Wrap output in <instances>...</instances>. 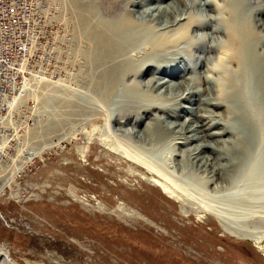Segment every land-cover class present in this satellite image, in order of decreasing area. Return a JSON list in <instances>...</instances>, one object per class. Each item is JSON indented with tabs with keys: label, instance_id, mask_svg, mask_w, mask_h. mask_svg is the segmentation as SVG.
<instances>
[{
	"label": "rangeland",
	"instance_id": "374dc122",
	"mask_svg": "<svg viewBox=\"0 0 264 264\" xmlns=\"http://www.w3.org/2000/svg\"><path fill=\"white\" fill-rule=\"evenodd\" d=\"M113 1L52 0L54 13L37 20L39 36L24 84L7 97V112L0 123V246L4 248L0 264H264V254L239 234L249 232V221L230 227L229 219L240 216L223 207V202L243 197V188L237 185H241L238 179L244 156H233L234 166L223 168L227 161L211 164L188 152L202 140L213 142L214 132L223 125L216 118L221 109L206 102V93L194 100H183L180 93L189 77L199 78L217 61L216 46L225 36L215 29L216 18L227 17L225 0H187L184 16L192 13L208 19L193 32L197 37L206 36V43L193 51L198 56L196 62L185 57L191 46L184 42L167 58L180 65L175 74L166 68L154 74L149 68L131 79L148 89L146 83L155 75L158 83L151 90L165 96L169 107L176 110L154 109L147 115L128 110L113 114L110 125H103L109 127L113 139L145 149L155 162L165 165L191 193L184 200L167 196L140 165L105 153L101 138H95L94 145L87 142V129L99 122L104 106L96 96L98 78L84 56L85 38L102 14L87 19L77 13L81 8L92 11L96 7L103 13L108 8L122 11L125 4ZM245 1L244 12L249 18L258 3ZM169 3L177 6L174 12L159 11L158 5ZM71 4H75L76 13ZM182 7L178 0H144L130 9L147 11L148 22L164 30ZM255 31L264 36V25ZM260 51L264 54V43ZM138 52L131 56L136 62L144 55ZM261 58L264 60V55ZM194 84L209 85L201 80ZM153 116L166 125L165 130H156L158 138L188 133L201 140L174 147L167 144L165 151L159 144L155 148L161 149L152 151L154 146L143 142L146 134L142 130ZM171 148L176 150L175 156L169 153ZM215 152L205 149L201 156L212 158ZM254 222L252 225L260 226Z\"/></svg>",
	"mask_w": 264,
	"mask_h": 264
},
{
	"label": "bare ground",
	"instance_id": "6f19581e",
	"mask_svg": "<svg viewBox=\"0 0 264 264\" xmlns=\"http://www.w3.org/2000/svg\"><path fill=\"white\" fill-rule=\"evenodd\" d=\"M143 1L115 0L113 1L114 4L115 2L125 4V7L121 9L122 11L118 10L119 12L110 7L111 9L108 8V11L103 13L104 11L102 9L100 11V7H96L97 9H93L92 11L89 8H81L82 12L77 13L83 18L85 16L87 19L102 14V18L94 27L88 30L85 38L86 54L84 56H87L89 65L93 68L94 75L98 78L97 84H99V88L96 96L98 98L101 97L104 106L99 113V122H95L93 127L91 126L87 129L88 131L86 130L87 142L94 145L95 140L98 137L101 138L107 149L104 150L105 153L119 158H126L131 163L140 165L146 169L147 176L153 178V183L160 187L167 196L175 200H184L191 193L185 189L186 187L182 183L180 184L175 180L176 178L171 175V172L164 168L165 165L163 166L155 162L154 158L148 155L147 150L133 147L134 145L128 141L113 139L110 129L108 130L109 127L107 129L106 127L103 128V125H110V118L115 113H126L129 110L147 115L154 109L165 112L176 110L173 107H169L165 96L158 93L154 94L151 90L158 83L155 75L149 76L150 78L145 86L148 89H144L141 83L139 84L135 80L131 81V79L134 76H138L137 74H143L149 68L153 69L154 74L161 70L163 71L165 68L175 74L180 65L177 61H167L170 53L172 54L177 51L181 43L188 42L191 49L187 50L185 57L191 62H196L198 56L193 51L195 47H199L206 40V36L204 38L197 37L193 32L195 27L206 25L208 19L195 16L192 13L184 16L186 12L184 8H188L189 6L187 0H178L183 9L178 13L175 12V18L171 25H166L164 30L161 29L162 31L157 25L148 22L147 11H138L137 13L133 9H130V7L134 6L136 8ZM245 2V0H225L227 17L216 18L218 25L215 26V29L222 30L225 36V40L216 46L219 51L217 61L213 65L208 66L206 73L199 78L198 74L195 78L189 77V80L187 79L189 82L183 85V92L180 93V96L183 100H194L195 96L202 93L204 96L206 93L208 96L206 102L214 108L221 109L220 113H218L219 110L217 109L218 114L216 118H220L223 125L220 124L222 125L220 131L214 132L217 134L214 136V141L208 142L202 140L193 147L191 146L188 152L194 154L198 160L203 161L205 159L206 162L210 161L211 164H216V162H221V160L227 161L226 163L228 164H223V168H232L234 166L233 156H244V161L242 160L243 164L240 166V178L238 179V183L241 185H237V187L243 188L241 190L243 197L229 200L226 203L223 202V207L226 210L229 209L238 213L240 216L229 219L228 224L230 227L233 226V223L236 225V223L242 221H249V227H252L249 228V232L240 233L237 230L235 232H239V234L249 239L259 252L264 254V102L262 101L264 100V60L261 58L264 54L260 51V45L264 43V36L256 34L255 31L259 25H264V18L259 17V15L264 14V0H257L258 5L250 15L251 18L250 16L248 18L244 12ZM71 5L73 12L76 13L75 4L74 6L73 4ZM158 7L160 12H174L177 6L169 3L165 7H160L159 5ZM216 8L220 10L218 5ZM53 10L54 4L52 0H47L46 6L39 7V12L44 17L54 13ZM41 17L42 15L32 17L33 27H36L37 20ZM216 22L214 23L216 24ZM178 24L180 26L177 29H172L173 26ZM33 27L29 28L27 32L29 36H27L28 43H26V46L30 54L33 44L39 36L38 29ZM74 36L76 38V34ZM79 38L81 37L77 39ZM80 40L82 41V39ZM209 40H213V38ZM139 50L144 55L140 61L136 62L131 56H138ZM27 57L20 64L22 71L21 81L10 83L11 96L24 84V74L30 55ZM200 80L209 85L204 87L201 84V87H204L202 89L197 84H194ZM106 93L109 95L107 96ZM8 96V93H4L0 99V110H6H4V114L7 112L5 102L8 101ZM3 113H0V123L2 121L1 118L3 119ZM138 118L142 119L141 116H138ZM150 119L151 121L146 124L142 133L146 134V137L143 139L145 141L143 142L154 146L152 151L158 152L161 148H155V146L159 144L162 147L164 146L163 150L165 151L167 144H173L174 147L177 144L188 143L190 140V142L201 140L195 134L190 135L188 133V135H177V137H173L172 139L165 135L163 139H160L156 135V130H165L166 125L164 126L155 116ZM180 127L185 131L183 126ZM194 128L196 129V126ZM197 129H200V125H197ZM223 136L226 137L223 138ZM217 145L219 146L216 147ZM1 146L2 142L0 141V148ZM205 149L215 150L216 154L212 158L201 156V153ZM169 153L175 156L176 150L171 148ZM260 162H263L261 166ZM217 215L220 218L223 217V213L220 210L217 211ZM254 221H257L260 226L252 225V223H255ZM259 227L261 230H259ZM0 255H4V248L2 246H0Z\"/></svg>",
	"mask_w": 264,
	"mask_h": 264
},
{
	"label": "built area",
	"instance_id": "2783aa9c",
	"mask_svg": "<svg viewBox=\"0 0 264 264\" xmlns=\"http://www.w3.org/2000/svg\"><path fill=\"white\" fill-rule=\"evenodd\" d=\"M46 5L47 0H0V99L4 93L11 96V82L21 81L20 64L30 55L27 32L33 27L32 17L44 16L39 7Z\"/></svg>",
	"mask_w": 264,
	"mask_h": 264
}]
</instances>
